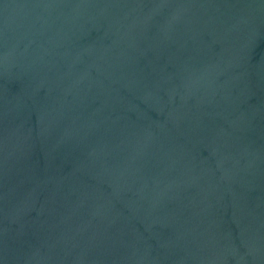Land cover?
Returning <instances> with one entry per match:
<instances>
[{
    "label": "water",
    "instance_id": "95a60500",
    "mask_svg": "<svg viewBox=\"0 0 264 264\" xmlns=\"http://www.w3.org/2000/svg\"><path fill=\"white\" fill-rule=\"evenodd\" d=\"M0 264H264V0H0Z\"/></svg>",
    "mask_w": 264,
    "mask_h": 264
}]
</instances>
